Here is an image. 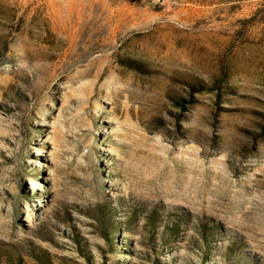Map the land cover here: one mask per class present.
I'll return each mask as SVG.
<instances>
[{
    "label": "rangeland",
    "instance_id": "374dc122",
    "mask_svg": "<svg viewBox=\"0 0 264 264\" xmlns=\"http://www.w3.org/2000/svg\"><path fill=\"white\" fill-rule=\"evenodd\" d=\"M0 264H264V0H0Z\"/></svg>",
    "mask_w": 264,
    "mask_h": 264
}]
</instances>
